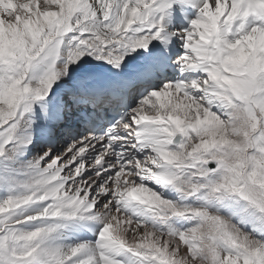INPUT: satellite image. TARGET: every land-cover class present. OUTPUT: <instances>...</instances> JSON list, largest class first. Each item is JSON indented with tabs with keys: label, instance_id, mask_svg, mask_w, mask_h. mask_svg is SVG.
Returning a JSON list of instances; mask_svg holds the SVG:
<instances>
[{
	"label": "snow or ice",
	"instance_id": "snow-or-ice-1",
	"mask_svg": "<svg viewBox=\"0 0 264 264\" xmlns=\"http://www.w3.org/2000/svg\"><path fill=\"white\" fill-rule=\"evenodd\" d=\"M0 264H264V0H0Z\"/></svg>",
	"mask_w": 264,
	"mask_h": 264
}]
</instances>
